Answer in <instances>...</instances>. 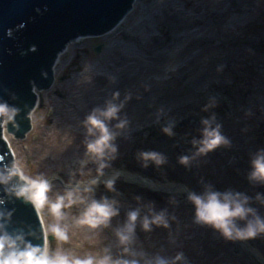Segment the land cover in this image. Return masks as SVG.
<instances>
[{
	"label": "rangeland",
	"instance_id": "1",
	"mask_svg": "<svg viewBox=\"0 0 264 264\" xmlns=\"http://www.w3.org/2000/svg\"><path fill=\"white\" fill-rule=\"evenodd\" d=\"M198 8L203 17L196 14L185 20L182 13L193 14ZM198 29L202 31L194 35ZM110 33L84 37L68 47L56 66L55 84L39 92L31 132L25 139L9 135L25 158L29 173L62 179L51 182L49 195L53 199L70 181L95 176L91 163L84 169L85 175H80L85 138L81 121L94 107H103L114 91H120L121 99L130 92L132 99L122 115L127 114L131 126L117 138L118 156L108 169L123 162L120 170L160 184L182 183L191 192L202 193L205 184L222 192H243L252 197L250 206L264 217V203L255 199L257 193L264 195V184L248 179L253 155L264 148V132L259 138L245 135L241 142L239 135L234 136L242 130L238 123L249 130L264 129V0H141L125 22ZM99 45L102 49L97 53L95 47ZM212 94L218 102L214 109L224 113L222 124L231 144L185 166L179 158L195 151L189 138L184 141L177 134L168 136L162 127L175 122L176 133L180 120L195 124V116H208L203 108ZM160 109L163 115L158 123ZM251 119L260 120L261 128L250 124ZM197 125L202 127L201 122ZM185 131L189 134L188 126ZM140 151L162 153L167 162L159 167L150 163L145 168L137 159ZM115 187L123 189L119 195L110 196L120 200V213L139 206L135 199L139 196L141 204L154 203L157 210L167 208L177 217L170 228L153 226V231L145 232L138 226V251L165 258L183 252L187 264H262L212 227L194 223L195 206L184 192L152 191L123 178ZM144 190L152 192L147 195L149 200ZM111 193L104 184L96 188L97 198ZM69 212L75 216L79 209L73 206ZM46 219L52 222L51 217ZM238 223L244 226L245 221ZM76 231L77 235L62 247L71 249L82 243L77 254L85 249L94 252L103 242L113 243L111 228ZM246 241L264 258V234ZM49 244L53 250L57 246L55 239Z\"/></svg>",
	"mask_w": 264,
	"mask_h": 264
},
{
	"label": "clouds",
	"instance_id": "2",
	"mask_svg": "<svg viewBox=\"0 0 264 264\" xmlns=\"http://www.w3.org/2000/svg\"><path fill=\"white\" fill-rule=\"evenodd\" d=\"M87 79H91L88 77ZM115 80V77H112ZM132 94L126 93L121 99L119 90L111 94L103 107H94L81 121L85 129L84 158L80 161V175L84 176V169L91 163L95 165L96 175L88 180H78L73 186L72 182L63 193H56L55 198L50 197L52 184L42 173L32 175L23 155L12 144L14 139L7 133L9 122H15L20 109L10 106L6 101H0V127L4 129L5 140L10 144L13 159L9 164H0V185L9 196L22 197L31 202L41 220L44 235L43 246L34 245L26 240V235H35L34 232L25 234L23 231L10 234L6 229L7 220L12 212L0 211V264H187L183 252H177L174 257L165 258L159 254L150 257L148 253L137 250V227L145 232L153 231V226L170 228L171 221L177 220L167 208L157 210L154 203L141 204L142 198L137 196L136 208L129 209L124 223L113 229L116 237V253L112 245H105L100 251L83 250L82 243L74 248L65 249L63 244L69 243L77 235L76 230H100L110 228L114 217L121 211V202L115 196L96 197V187L103 182L106 189L119 195L115 185L120 172H115L111 178L101 181L105 170L112 166L111 162L117 159L119 146L117 138L124 134L131 126L127 114L123 113ZM217 101L213 97L204 105L207 112L216 107ZM163 109L159 110L157 122L159 123ZM35 122V113L32 114ZM116 121V123H112ZM201 135L193 138L192 145L195 151L191 155L181 156L180 163L188 166L200 156H206L220 146H229L230 139L222 132L223 125L217 122L216 114L202 117ZM175 122L162 127L168 136H174ZM5 157L0 156V161ZM137 159L142 161L143 167L150 163L156 166L163 165L167 158L156 151H140ZM88 174H91L89 170ZM15 179V182L13 180ZM250 182L264 184V148L257 149L251 159V171L248 174ZM187 199L195 206L194 223L208 225L218 231L226 240H248L264 234V217L258 210L250 206L252 197L239 191H219L213 185L205 184L202 193L189 192ZM256 200L264 203V195L257 193ZM172 203H175L173 198ZM5 199L0 197V205ZM77 206L78 215L70 216L69 210ZM146 209V211H144ZM143 212V215H142ZM47 217L52 218L49 222ZM238 221H245L240 226ZM71 233V234H70ZM49 234L57 242L53 250L49 244ZM87 239V237H85Z\"/></svg>",
	"mask_w": 264,
	"mask_h": 264
},
{
	"label": "water",
	"instance_id": "3",
	"mask_svg": "<svg viewBox=\"0 0 264 264\" xmlns=\"http://www.w3.org/2000/svg\"><path fill=\"white\" fill-rule=\"evenodd\" d=\"M140 1L0 0V101L20 109L15 122H9L7 132L19 139L29 134L38 92L53 86L55 66L71 42L106 34ZM101 49V45L95 47L97 53ZM3 131L0 127V156L5 157L0 164H9L13 154ZM55 178H50V182ZM4 187L0 185V197L5 199L0 211L12 212L7 231L34 232L35 235H26V240L43 246V227L34 205L22 197L9 196ZM53 239L49 235L48 240Z\"/></svg>",
	"mask_w": 264,
	"mask_h": 264
},
{
	"label": "flooded vegetation",
	"instance_id": "4",
	"mask_svg": "<svg viewBox=\"0 0 264 264\" xmlns=\"http://www.w3.org/2000/svg\"><path fill=\"white\" fill-rule=\"evenodd\" d=\"M221 96V95H220ZM213 98V94L211 96ZM222 97V96H221ZM219 101V100H218ZM218 103V102H217ZM217 106V105H216ZM215 113L216 114V117H217V122L221 123L223 122V119H224V113L223 111H219V110H216L214 108L211 109V111L208 113L206 112V115L210 116L212 113ZM226 117H230V115L228 113H226ZM207 117V116H206ZM201 119L202 117H199V116H195L193 118V121H195V124H192L193 122H191L190 120H183V121H179V124H178V128H177V131L175 134L178 135V137L181 139V140H184L186 141V138L188 137L190 142L193 140V138H199L200 137V129L202 128L200 125H197L198 123L201 122ZM191 123V124H190ZM249 123L252 124L253 126L256 127H259L261 128V121L258 120L256 121V119H251L249 120ZM223 125V124H222ZM188 126L189 128V134H187L188 132L185 131V127ZM238 128L239 129H242L241 132L237 133V134H234V136H240L239 137V142L243 141L245 135H247L248 137H252V138H255L256 136H258L259 138V135L262 134V132H264V129H259V132L256 130V129H253V130H249V129H246L244 128V123H238L237 124ZM222 132L225 136H228L227 135V130L222 127ZM192 144V142H191ZM220 152H223L221 150H218ZM252 157V156H251ZM253 158V157H252ZM263 191H264V188H263ZM264 193V192H263ZM146 194V197L147 199L146 200H149L148 196H149V193L148 192H145ZM112 195H116V193H111L109 194L108 197L112 196ZM148 195V196H147ZM107 196V195H106ZM144 197V198H146ZM129 210V208H127L126 210H124L122 213H120V224H118V221H119V216L118 217H114L113 220H112V226L110 227L111 229H114L115 227H118L120 226L121 224L124 223L125 219H126V213L127 211ZM118 218V219H117ZM105 230H107L108 228H104ZM110 234V233H109ZM111 239H112V242L113 243H109V242H103L101 245H99L96 249H93L94 252H98L100 251L105 245H112V250H113V253L115 254L116 253V243H117V240H116V237L114 234H111Z\"/></svg>",
	"mask_w": 264,
	"mask_h": 264
},
{
	"label": "bare ground",
	"instance_id": "5",
	"mask_svg": "<svg viewBox=\"0 0 264 264\" xmlns=\"http://www.w3.org/2000/svg\"><path fill=\"white\" fill-rule=\"evenodd\" d=\"M189 6H192V1H189ZM246 9V8H245ZM237 10H239V12H243V9H239V7H238V9ZM238 12V11H237ZM200 13V9L198 8V9H196L194 12H193V14H186V13H182L183 14V16H184V18H185V20H189V19H193L194 17H196V14L197 15H200L199 14ZM212 14H215V12H213ZM248 14V13H247ZM200 16H202L203 17V14L202 15H200ZM202 17H200L199 19L201 20V19H203ZM125 22V20L123 21V22H121L119 25L121 26L123 23ZM119 25L118 26H116L115 28H113L111 31H108L107 33H113V32H115L116 30H117V28H119ZM113 31V32H112ZM202 30H200V29H198L197 31H194L193 32V34L194 35H196V32L197 33H200ZM106 33V34H107ZM110 33V34H111ZM80 39H77V40H74L73 42H71L69 45H68V47L72 44V43H74V42H78ZM68 47H67V49L61 54V55H63L64 53H66L67 52V50H68ZM61 57V56H60ZM59 60H60V58H59ZM59 60H58V62H57V64L59 63ZM57 64H56V66H57ZM56 66H55V69H56ZM37 97H38V100H39V93H38V95H37ZM4 132V131H3ZM8 133V132H7ZM4 134V136H5V132L3 133ZM8 135H10V133H8ZM117 171H119L120 172V174H123V175H125V176H127V177H130V176H133V179L137 182V183H141L142 185H144L145 183H149V180L148 181H145V179L143 178V177H141V176H138V175H133L132 173H130V172H127V171H125V170H111L110 172H108L104 177H102L101 178V181H103V180H106V179H109V178H111V176L112 175H114L115 174V172H117ZM120 177V176H119ZM101 183H103V182H101ZM100 183V184H101ZM157 183V182H156ZM155 184V183H154ZM154 184L152 183V181L150 182V185L151 186H154ZM162 184H160V183H157V185H155V187H158V186H161ZM165 187H167V188H171V187H173L174 189H173V191L172 192H178V193H183V192H189L188 190L186 191L184 188H181V187H175V185L174 184H165L164 185ZM97 187H99V185L97 186ZM96 187V188H97ZM235 243L237 244V245H239L241 248H244L251 256H253L254 258L256 257V256H258V257H260V258H262V255L256 250V249H254L248 242H246L245 240H235Z\"/></svg>",
	"mask_w": 264,
	"mask_h": 264
}]
</instances>
